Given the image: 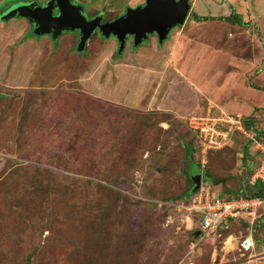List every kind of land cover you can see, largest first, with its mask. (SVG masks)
Instances as JSON below:
<instances>
[{
    "label": "rangeland",
    "instance_id": "rangeland-1",
    "mask_svg": "<svg viewBox=\"0 0 264 264\" xmlns=\"http://www.w3.org/2000/svg\"><path fill=\"white\" fill-rule=\"evenodd\" d=\"M31 1L48 2L0 0V264H264L263 222L229 223L204 241L201 218L181 207L191 176L227 195L260 163L255 147L245 153L244 121L264 136V0H191L164 43L150 35L121 53L101 33L82 52L78 31L35 34L14 10ZM72 1L111 20L144 0ZM235 14L246 26L221 19ZM208 52L205 75L174 67ZM207 108L245 129L226 141L216 132L201 168L195 127ZM249 235L254 252L241 247Z\"/></svg>",
    "mask_w": 264,
    "mask_h": 264
},
{
    "label": "water",
    "instance_id": "water-1",
    "mask_svg": "<svg viewBox=\"0 0 264 264\" xmlns=\"http://www.w3.org/2000/svg\"><path fill=\"white\" fill-rule=\"evenodd\" d=\"M17 6L14 10L24 9L21 15L34 26L35 34L45 33L56 38L63 31H78L80 38L76 49L82 52L91 36L98 30L104 37L116 38L119 53L126 48L129 36L134 37L135 47L153 34H156L162 44L172 29L186 23L192 7L190 0H145L144 5L128 8L124 15L103 23L102 16L88 19L82 6L74 4L72 0H49L43 6L31 1ZM201 178V173L192 177L194 192L200 188ZM199 234L200 231H196L195 238Z\"/></svg>",
    "mask_w": 264,
    "mask_h": 264
},
{
    "label": "built area",
    "instance_id": "built-area-1",
    "mask_svg": "<svg viewBox=\"0 0 264 264\" xmlns=\"http://www.w3.org/2000/svg\"><path fill=\"white\" fill-rule=\"evenodd\" d=\"M213 117L211 115L196 117L197 119H206L207 123L198 128L194 126L198 134L203 165L206 163L207 151L219 146L214 137L216 132L221 131L224 134V141H226L230 131L235 132L237 129L243 131L245 129L238 117L229 114ZM245 136L252 141L251 144L255 147V152L260 154V163L251 182L259 180L264 183V138L257 134L253 126L245 132ZM181 207L201 218L200 239H207L216 234L229 219L244 220L253 229L264 216V197H221L214 195L209 187L203 186L188 203H181ZM241 247L249 250L254 248V243L251 239L245 238L241 242Z\"/></svg>",
    "mask_w": 264,
    "mask_h": 264
},
{
    "label": "trees",
    "instance_id": "trees-1",
    "mask_svg": "<svg viewBox=\"0 0 264 264\" xmlns=\"http://www.w3.org/2000/svg\"><path fill=\"white\" fill-rule=\"evenodd\" d=\"M3 10H1L0 11V13L2 12ZM194 17L195 18H197V20H199V21H202V20H208L209 19V17H203V16H197L196 14H194ZM221 19H223V20H225V21H227L228 23H231V24H236V25H239V26H246V23L242 20V17H240L238 14H235L234 16H229V17H227V18H221ZM0 20H1V17H0ZM117 55V54H116ZM251 123H253V120H247V122L245 121V124H248L250 127H252V125H251ZM259 134V133H258ZM259 137V136H258ZM195 138H197V136L195 137ZM251 140H248V142H247V144H246V146H245V153L246 154H248V149H249V147L252 145L251 144ZM190 147H189V145H188V149H189ZM216 151V150H215ZM212 152V151H211ZM253 155H255V156H259L260 154L258 153V152H254L253 153ZM205 178V177H204ZM228 194L227 195H224L223 193H219L218 195L219 196H221V197H230V196H244V197H264V183L263 182H261V181H255V182H250V185L247 187L246 186V188H244V189H240V190H228V192H227ZM191 194L189 193L187 196H185V198H188V196H190ZM264 218L262 217L259 221L260 222H263L264 223V220H263ZM258 221V222H259ZM234 222H236V223H238L240 226H242V228L243 227H245L246 228V225H248L247 224V222L246 221H244V220H240V219H229L228 221H227V223L225 224V225H223L220 229H219V231H218V233L221 231V229H223V228H225V227H228L227 225L230 223V224H232V223H234ZM257 222V223H258ZM257 223H256V226H257ZM233 227V226H232ZM235 228V227H234ZM195 234V233H194ZM202 240H207V239H202ZM204 241H201L200 243H199V245L201 244V243H203ZM256 241H257V245H259V244H261L262 242H263V240H259V239H256ZM263 246H264V243L262 244Z\"/></svg>",
    "mask_w": 264,
    "mask_h": 264
},
{
    "label": "crops",
    "instance_id": "crops-1",
    "mask_svg": "<svg viewBox=\"0 0 264 264\" xmlns=\"http://www.w3.org/2000/svg\"><path fill=\"white\" fill-rule=\"evenodd\" d=\"M167 40V39H166ZM165 42V41H164ZM163 42V43H164ZM178 47V46H177ZM148 53V51L147 52H139V54H138V59H140L141 57H142V55L143 56H146L145 54H147ZM153 56H155L154 57V59L155 58H157V59H159V60H162L163 58H165L164 59V62L165 61H167V62H169V63H177L176 62V60L174 59L172 62H171V60L169 59V57H167V55H165V54H163V53H157V54H153L151 57H153ZM205 57H215V55L213 56V54H210L209 52L205 55V56H203L201 59H202V61L199 63V64H195V62L189 57V59H187L186 61H185V64H184V67H179V66H174L173 64V66L176 68V70H181L182 71V74H183V70L182 69H184L185 67V69H186V74H185V76L186 77H189L190 75H192V74H199V75H205V72H206V70H208L209 68H207V66L205 67V65H206V62L204 61V58ZM156 59V60H157ZM171 59H173V58H171ZM158 60V61H159ZM137 61H139V60H137ZM164 62H162L161 63V65L164 63ZM204 64V65H202V64ZM142 63H139V64H134V62L132 61V63H131V68L132 69H135V67H137V65H141ZM214 65H215V63H213ZM165 65V64H164ZM138 67H140V66H138ZM161 67V66H160ZM209 72V71H208ZM213 73H215V72H213ZM144 84V83H143ZM196 86H192L191 88H195ZM129 88H134V87H132V86H129ZM138 88H146V86L145 85H138ZM221 101H223V100H221ZM226 104V103H225ZM225 104L223 105L222 103H221V105H217V104H215L216 106H218L219 107V109L221 110L222 109V111H223V108L221 107V106H225ZM198 106L199 107H201L200 106V103L198 104ZM217 107V108H218ZM225 112V111H224ZM240 112V111H239ZM197 113V112H196ZM196 113H192V115H196ZM198 113H200V115H203V116H207V115H211V116H216V115H218V114H215V113H213L212 112V110H211V108H207V110H205L204 109V111H201V112H198ZM226 113H228V112H226ZM237 113V112H236ZM237 114H240V113H237ZM254 229V228H253ZM250 236V235H249ZM252 236V239H253V235H251ZM192 247L190 246V249H191Z\"/></svg>",
    "mask_w": 264,
    "mask_h": 264
},
{
    "label": "clouds",
    "instance_id": "clouds-1",
    "mask_svg": "<svg viewBox=\"0 0 264 264\" xmlns=\"http://www.w3.org/2000/svg\"><path fill=\"white\" fill-rule=\"evenodd\" d=\"M190 1H191V0H190ZM190 3H191V5H192V7H193L192 2H190ZM192 7H191V10H190V14H191V11H192ZM190 14H189V16H190ZM189 16H188V17H189ZM26 20H27V19H26ZM242 20H243V19H242ZM185 24H186V23H185ZM185 24H184V25H185ZM184 25H183V26H184ZM178 27H181V26H178ZM175 28H177V27H175ZM175 28H174V29H175ZM172 30H173V29H172ZM172 30H171V31H172ZM89 40H90V39H89ZM88 42H89V41H88ZM88 42H87V44H88ZM117 42H118V41H117ZM131 44H132V43H131ZM118 45H119V44H118ZM127 45H128V44H126V47H127ZM86 46H87V45H86ZM139 46H141V45H139ZM139 46H138V47H139ZM85 48H86V47H85ZM225 113H226V112H225ZM225 113H224V112H221L219 115L221 116L222 114H225ZM226 114H228V113H226ZM229 115H232V114H229ZM244 122H245V121H244ZM252 126L254 127V125H252ZM255 129H258V128L255 127ZM256 131H257V130H256ZM257 134H258V133H257ZM258 135H259V136H262L260 133H259ZM262 137L264 138V136H262ZM254 152H255V151H254ZM206 163H207V162H206ZM206 163H205V164H206ZM205 164L203 165V164L201 163V168H202V167L204 168V167H205ZM201 175H203L202 172H201ZM203 176H204V175H203ZM191 179H192V176H191ZM202 180H203V179L201 178V186H200V188H199L196 192H194L195 184H194V182H193V180H192V182H193V188H192V191L190 192L191 195L188 196V197H189L188 200H187V198H185V200H184V201H187L186 203H188V202L191 200V198H193V196L199 192V190L201 189V187L205 186L204 183L202 182ZM207 187H209V186H207ZM209 188H210V187H209ZM210 190L212 191L211 188H210ZM212 193H213L214 195L219 196L217 193H215V192H213V191H212ZM187 195H188V194H187ZM187 195H186V196H187ZM194 231H196V230L194 229ZM198 231H200V230H198ZM248 237H249V239H251V241H253V243H254V248H250L249 251L252 250V251L254 252V251H255V241L252 239V236H251V235L248 236ZM248 237H245V238H248ZM199 238H200V234H199V236H198L196 239H199ZM200 240H202V239H200ZM196 245H197V244H196ZM242 249H243V248H242Z\"/></svg>",
    "mask_w": 264,
    "mask_h": 264
},
{
    "label": "flooded vegetation",
    "instance_id": "flooded-vegetation-1",
    "mask_svg": "<svg viewBox=\"0 0 264 264\" xmlns=\"http://www.w3.org/2000/svg\"><path fill=\"white\" fill-rule=\"evenodd\" d=\"M49 1V0H48ZM47 3V2H46ZM144 3H145V0L143 1V3H141L140 5H144ZM84 13L86 14V11H84ZM96 16H103V20H102V22L104 23V22H107V21H113L114 19H116V18H114V19H111V20H109V19H106V17H105V15H101V13H96L95 15H93V16H87V18L88 19H92V18H94V17H96ZM32 27H33V29H34V26L32 25ZM64 32V31H63ZM96 33H100L98 30H96L95 31ZM94 32V33H95ZM154 35H156V34H153V35H151V36H154ZM150 36V35H149ZM148 36V37H149ZM50 37L52 38V36L50 35ZM112 37V36H111ZM110 37V38H111ZM115 38V37H114ZM133 36H129L128 38H127V44L128 43H133ZM115 41L117 42V40H116V38H115ZM78 42H79V40H78ZM78 44V43H77ZM117 44H118V42H117ZM77 46V45H76Z\"/></svg>",
    "mask_w": 264,
    "mask_h": 264
}]
</instances>
